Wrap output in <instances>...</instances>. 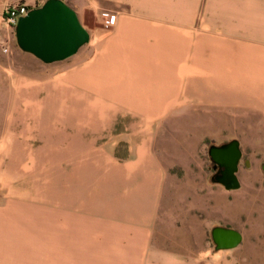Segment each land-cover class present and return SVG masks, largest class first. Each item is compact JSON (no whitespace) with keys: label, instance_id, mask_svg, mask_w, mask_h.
Instances as JSON below:
<instances>
[{"label":"crops","instance_id":"obj_1","mask_svg":"<svg viewBox=\"0 0 264 264\" xmlns=\"http://www.w3.org/2000/svg\"><path fill=\"white\" fill-rule=\"evenodd\" d=\"M21 1L0 0V48L4 9ZM94 3L116 23L92 52L0 111V199L14 204L0 206V264H237L156 246L168 174L155 145L189 87L230 85L233 74L244 86L252 61L264 119V0ZM43 228L62 238H18Z\"/></svg>","mask_w":264,"mask_h":264},{"label":"rangeland","instance_id":"obj_2","mask_svg":"<svg viewBox=\"0 0 264 264\" xmlns=\"http://www.w3.org/2000/svg\"><path fill=\"white\" fill-rule=\"evenodd\" d=\"M45 1L22 0L7 5L3 19L12 6L24 4L33 9ZM62 1L76 12L89 33V42L75 55L45 64L19 49L14 28L8 26V36L0 48V111L20 104L17 95L22 90L43 91L44 86L58 83L57 76L80 53L85 51L89 55L98 45V33L112 29L113 26H104L107 13L100 11L94 0ZM248 67L244 86L237 84L239 78L233 74L230 85L189 87V101L183 103L182 110L158 123L155 148L168 174L165 207L153 236L160 249L204 258L206 254L225 255L237 264H264V119L255 109L253 61ZM82 78L90 80L95 76L87 74ZM3 131L1 124L0 135ZM231 140L239 142L242 154L237 172L240 188L235 191L211 182L212 162L208 155L211 145ZM3 204L11 205L13 212V203L0 199V206ZM6 218L15 220L13 213ZM217 226L241 232V244L231 250L216 251L211 230ZM18 238L61 239L62 234L43 228L22 231Z\"/></svg>","mask_w":264,"mask_h":264},{"label":"water","instance_id":"obj_3","mask_svg":"<svg viewBox=\"0 0 264 264\" xmlns=\"http://www.w3.org/2000/svg\"><path fill=\"white\" fill-rule=\"evenodd\" d=\"M17 46L45 64L63 61L77 53L89 42V33L81 25L76 12L62 0H46L42 6L33 8L17 20L14 27ZM211 162L222 168L211 182L227 191L238 190L237 178L241 150L237 140L208 149ZM216 251L231 250L242 242L239 231L223 226L211 230Z\"/></svg>","mask_w":264,"mask_h":264},{"label":"built area","instance_id":"obj_4","mask_svg":"<svg viewBox=\"0 0 264 264\" xmlns=\"http://www.w3.org/2000/svg\"><path fill=\"white\" fill-rule=\"evenodd\" d=\"M28 11L29 8L24 4L12 6L5 11L6 18L4 21L8 26L14 28L17 24V20L26 15ZM103 23L105 27L113 26L116 23V16L106 14Z\"/></svg>","mask_w":264,"mask_h":264},{"label":"flooded vegetation","instance_id":"obj_5","mask_svg":"<svg viewBox=\"0 0 264 264\" xmlns=\"http://www.w3.org/2000/svg\"><path fill=\"white\" fill-rule=\"evenodd\" d=\"M221 171H222V168H219V167L215 166V165L212 163V172H213V176H214V175H217V174H220Z\"/></svg>","mask_w":264,"mask_h":264},{"label":"trees","instance_id":"obj_6","mask_svg":"<svg viewBox=\"0 0 264 264\" xmlns=\"http://www.w3.org/2000/svg\"><path fill=\"white\" fill-rule=\"evenodd\" d=\"M32 8H29V10H31Z\"/></svg>","mask_w":264,"mask_h":264}]
</instances>
